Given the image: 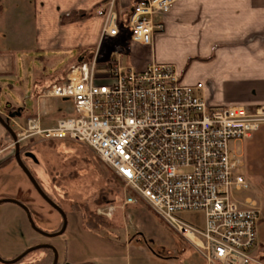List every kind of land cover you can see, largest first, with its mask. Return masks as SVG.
I'll return each instance as SVG.
<instances>
[{
	"label": "built area",
	"instance_id": "1",
	"mask_svg": "<svg viewBox=\"0 0 264 264\" xmlns=\"http://www.w3.org/2000/svg\"><path fill=\"white\" fill-rule=\"evenodd\" d=\"M174 0H136L126 16L129 41L149 44L163 27L161 16ZM114 0L94 7L102 24L99 37L115 38L122 26ZM121 51L100 61L95 49L74 60L65 76L39 96L70 99V114L54 123L36 118L16 123L12 144L27 137L78 140L120 179L122 203L141 201L209 264H248L254 260L260 210L249 197L232 199L247 187L238 172L240 155L228 146L264 123V103L205 102L201 82L186 83L172 62L124 65ZM113 204L96 208L109 215ZM201 212L192 222L180 212Z\"/></svg>",
	"mask_w": 264,
	"mask_h": 264
},
{
	"label": "crops",
	"instance_id": "2",
	"mask_svg": "<svg viewBox=\"0 0 264 264\" xmlns=\"http://www.w3.org/2000/svg\"><path fill=\"white\" fill-rule=\"evenodd\" d=\"M103 1L30 0L28 11L31 13L30 18L32 17L33 44L29 49H32L34 54L23 57H28L29 61L30 58H35L38 62L32 71L26 72L24 69L22 74L14 73L13 65L17 61L11 52L12 48H9L11 43L5 38L6 28L0 27L1 259L12 258L31 243L38 244L36 233L48 236L46 233L52 234L62 223L56 208L50 206L43 196L35 191L25 169L19 167L18 162L13 159L15 147L5 127L7 123L12 131L16 128L15 122L25 124L26 117L36 118L42 124L39 120L40 110L36 108V98L41 88L38 82L45 74L43 68L39 70L40 64L42 66L45 62L52 66L59 54L70 56L72 49H75V52L71 55L69 64L74 60L88 58L95 49L100 61L107 59L110 52L117 50L121 51L119 57L124 65L136 69L151 61L172 62L181 80L186 83H194L196 80L201 82L200 92L207 103L246 104L250 108L257 102L264 103V0H174L167 12L161 16L163 27L151 35L149 44H139L133 40L129 41L128 38L125 19L129 14L130 5L136 0H114L113 8L118 14L121 31L115 38L100 39L98 33L102 21L94 12V7ZM7 6L8 1L0 0V17L4 15ZM73 13L80 16L74 18L71 15ZM121 45L123 47H120ZM64 76L65 73L61 78ZM6 79L9 80L7 86L10 90L13 88L16 95H20L25 86L32 90L34 104L23 109V121L17 118L23 111L21 107L16 105V101H12L13 98H5ZM263 131L264 128L258 126L257 130L244 138L246 146L241 147L242 151L238 153L240 157L252 153L258 136L264 137ZM243 175L246 179L245 174ZM122 199L119 204H113L109 215L103 214L106 216V222L93 225L82 218L79 222L82 229L92 231L83 234V238L88 242H85L86 250L82 249L81 243L78 248L71 245L65 250L66 256L63 260L56 261L55 264H116L117 260L120 262L117 261V264H180L178 255H183L186 250L195 254L188 264H209L190 243L174 231L177 239L173 249L166 247L165 254L152 250L142 238V230L130 219L135 208L122 211L125 218L123 220L120 216V224L116 219L110 223L107 218H115L116 211L122 207L125 210L129 203H122ZM251 199L257 205V200ZM28 218L32 219L33 232L36 233L27 228L32 224ZM128 222L132 223L133 231L126 228ZM107 227L114 232L113 237L118 234L115 240L102 234ZM55 233L57 232L53 234ZM262 234V239L255 242L252 250L254 260L248 264H264V232ZM26 240L28 241L24 244ZM43 246L45 250L36 254L39 259L37 262L30 259L22 261L19 256L17 264H49L52 259L51 248ZM0 264L3 263L0 261Z\"/></svg>",
	"mask_w": 264,
	"mask_h": 264
},
{
	"label": "rangeland",
	"instance_id": "3",
	"mask_svg": "<svg viewBox=\"0 0 264 264\" xmlns=\"http://www.w3.org/2000/svg\"><path fill=\"white\" fill-rule=\"evenodd\" d=\"M6 1H8V6L3 12L4 15L0 17V27L6 28L5 38L13 46L9 48H12L11 52L14 55L15 61H17L13 65L14 73L22 74L24 69H26V72L32 71V68L37 67L36 63L38 62L35 58H30L29 61L28 57H23L24 55L34 54L33 50L29 49L31 44H33V36H31L32 17L30 18L31 13L28 11L30 8V0ZM25 45L26 47H24ZM72 50L70 56L67 57L66 55L62 56L59 54L54 59L55 62L52 66L48 63L45 64V62L42 66L40 64L39 70L43 68V72H45L44 76L38 82L41 88L48 86L49 83L57 82L64 75L65 68L71 60V55L75 52V49ZM8 82L9 80L6 79V89H4L6 91L5 98L7 96L13 98L12 101H16V105L21 107L22 110L34 104L35 99L32 96L30 87L26 88L25 86V90L20 95H16L14 89L12 88L10 90L9 86H7ZM41 88H39L40 91ZM36 99L38 100L36 108L40 110L39 120L43 125L54 123L56 118L71 113L70 99L52 95H38ZM24 112L25 110L18 115V120L23 121V117H25ZM258 125L259 128H264V123H259ZM260 136L256 140V145L252 153L250 155L247 154L246 157L243 155L240 158L242 163L238 167V172L245 174L247 187L240 190L232 189L230 195L232 199H237L240 202H242L243 196H250V198L257 200V207L260 210L261 218H259V223L256 225V230H254L256 242L262 239V232H264V137ZM21 142H27V148L19 152V159L22 161L24 169L30 173L31 178L41 188L43 193L47 194L52 200L54 199L53 201L62 210V216L65 221L63 231L58 234L46 233L48 236H45L43 233L33 232L34 225L32 224L27 228L32 230L31 232L36 233L35 236L38 237L37 243H46L51 246L54 249L56 261L61 262L66 256L65 250L67 248L69 249L71 245L78 248L79 243H81L82 249L86 250V240L83 238V234L92 232L82 229L81 224L79 225L82 217H80V210L76 209L75 206L77 207L78 203H80L89 208H93V212L100 215V217H104L106 221V216L98 213L96 208L102 204H119L120 199L128 191L123 182L116 177L115 173L110 168L104 166L102 161L91 152L88 146L78 142V140L74 141L66 138L41 140L34 136L27 137ZM228 145L231 150L238 154L242 151L241 147L246 146V142L244 138L240 140L234 139L229 140ZM104 193L108 196L109 200L101 204H95L93 199L102 197ZM137 202L132 204L128 203L125 210L122 207L116 211L115 218H107L108 221L113 223L115 222L114 219H116L120 224L121 217L123 220L125 218L122 216V211L125 212L127 209L135 208L131 213L132 217L130 219L134 221V225L142 230L143 234L141 236L151 246V249L160 254L166 253V247L173 249L175 240L177 239L174 236L173 230L144 203L140 200ZM180 213L182 216L190 218L192 222L199 221L201 217V212L193 213L184 211ZM131 225L132 223L128 222L126 228L133 231ZM103 231L102 234H106L112 240H115L118 235L116 234L113 237L114 232L108 227ZM27 241H24V244ZM29 246L31 245L27 247ZM27 247H24L21 251ZM44 248L45 246L35 249L32 248L20 256V259L22 261L30 259L37 262L39 259L36 258V254L43 251ZM178 256L180 264H188L190 258L195 257V254H192L190 250H186L183 255ZM117 261H115L116 264ZM34 262L31 264H34ZM215 264L220 263L216 261Z\"/></svg>",
	"mask_w": 264,
	"mask_h": 264
},
{
	"label": "water",
	"instance_id": "4",
	"mask_svg": "<svg viewBox=\"0 0 264 264\" xmlns=\"http://www.w3.org/2000/svg\"><path fill=\"white\" fill-rule=\"evenodd\" d=\"M17 114L19 113L18 111L16 112ZM12 114V113H11ZM5 124V123H4ZM5 127L7 128L6 130L9 132V134L11 135V137H12V139H14V137H15V135L13 134V132L11 131V128L8 126V124L6 123L5 124ZM14 154H13V159H15L17 162H18V165H19V167H21V168H24L23 166V163H22V161L19 159V157H18V147L16 146V143H14ZM26 171V170H25ZM27 172V171H26ZM27 175L29 176L28 178L30 179V182L33 184V186H34V188H35V191L39 194V195H42L43 196V198L46 200V202L50 205V206H54L55 208H56V210L59 212V215H60V217L62 218V223H61V225H59V228L57 229V230H54V232H57V233H59V232H61L62 231V229H63V225H65V221H64V218H63V216H62V210L59 208V206H57L56 205V203L53 201L52 202V200L46 195V194H44L43 193V191L41 190V188H39L38 187V185L33 181V179L31 178V175H30V173L29 172H27ZM9 200H13V199H9ZM13 201H15V200H13ZM28 220H30L31 221V223H32V219H29L28 218ZM32 225H33V223H32ZM54 232H52V233H54ZM43 245H46V246H48L49 248H51V252H52V259H51V262L49 263V264H55V262H56V255H55V253H54V249L51 247V246H49L48 244H46V243H38V244H35V245H33V244H31V246H29V247H27V248H25L23 251H19V253H17L15 256H13L11 259H9V258H7V259H1L0 258V261H1V263H12V262H15L16 260H18L19 259V256H22L25 252H27V251H30L32 248L33 249H35V248H39V247H42Z\"/></svg>",
	"mask_w": 264,
	"mask_h": 264
},
{
	"label": "trees",
	"instance_id": "5",
	"mask_svg": "<svg viewBox=\"0 0 264 264\" xmlns=\"http://www.w3.org/2000/svg\"><path fill=\"white\" fill-rule=\"evenodd\" d=\"M71 15L74 18H78L80 16V15L74 14V13L71 14ZM120 47H123V46L121 45ZM26 143L27 142H25V143L24 142L23 143L20 142V143L17 144L19 152L21 150H24V149L27 148ZM108 200H109L108 196L104 193L102 195V197H98V198L93 199V202L95 204H101L102 202H107ZM73 206H75V205H73ZM75 208L80 210V215L86 222L87 221L90 222V223L92 222L93 225H95V224L103 223V221H105L104 217H100V215H98V214L93 212L94 211L93 208H89V207H87L84 204L78 203V206L77 207L75 206ZM15 263H18V261L15 262ZM12 264H14V263H12Z\"/></svg>",
	"mask_w": 264,
	"mask_h": 264
},
{
	"label": "flooded vegetation",
	"instance_id": "6",
	"mask_svg": "<svg viewBox=\"0 0 264 264\" xmlns=\"http://www.w3.org/2000/svg\"><path fill=\"white\" fill-rule=\"evenodd\" d=\"M17 143V142H16ZM18 144V143H17ZM14 145V144H13ZM19 253V252H18ZM15 256V255H14ZM53 256V255H52ZM11 259V258H10ZM18 260H16L15 262H17ZM15 262H12V263H14V264H17V263H15ZM12 263H7V264H12ZM4 264V263H3ZM6 264V263H5Z\"/></svg>",
	"mask_w": 264,
	"mask_h": 264
}]
</instances>
